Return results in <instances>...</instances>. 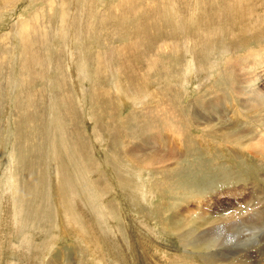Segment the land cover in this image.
<instances>
[{
    "label": "rangeland",
    "instance_id": "1",
    "mask_svg": "<svg viewBox=\"0 0 264 264\" xmlns=\"http://www.w3.org/2000/svg\"><path fill=\"white\" fill-rule=\"evenodd\" d=\"M157 1L0 0V264H264L244 223L180 239L264 210V0Z\"/></svg>",
    "mask_w": 264,
    "mask_h": 264
},
{
    "label": "bare ground",
    "instance_id": "2",
    "mask_svg": "<svg viewBox=\"0 0 264 264\" xmlns=\"http://www.w3.org/2000/svg\"><path fill=\"white\" fill-rule=\"evenodd\" d=\"M11 1V0H10ZM16 1V0H15ZM198 1V0H197ZM201 1V3H200V5H198V7L199 8H197V9H192V10H188L189 11V13H190V16H187V17H185L186 18V20L184 21V24H185V26L187 27V28H189V24H193L194 22H195V24H198L197 26H199V24H200V19L202 20V18H207V22H208V24H209V22H210V18L212 17H210V15L208 14V13H206L207 11V7L208 6H206L205 4H203V2H202V0H200ZM200 1H198V2H200ZM211 1V0H210ZM249 1V0H248ZM4 2H6V1H4ZM128 2H131V3H133V0H119V3L117 4V6H118V21L120 20V18H121V16H123L124 17V19H130L128 16V14L130 13V11H133V10H131V7H130V9H129V7L128 6H126L127 4H128ZM183 2H186V0H183ZM198 2H196V3H198ZM246 2V1H245ZM255 2V1H254ZM219 3V2H218ZM248 3V2H247ZM147 4H148V9L150 10V13L151 12H155L156 10H157V8H159L160 10H161V12H160V14H159V16H158V18H157V20L158 19H161V20H167V19H169V16L171 17V19L173 20V22H174V24H176V25H178L179 23H180V20H179V18H181V12H182V10L180 9L179 10V8L177 7V6H175V7H173L172 8V6L170 5V4H165L164 3V1L163 2H161V6L159 5V2L157 1V0H147ZM192 4H194L195 5V3H192ZM212 4V3H211ZM216 4H217V2H216ZM248 5H250L249 3H248ZM3 6V5H2ZM192 6V5H191ZM190 6V7H191ZM242 6V5H241ZM189 7V6H188ZM193 7V6H192ZM212 7H213V5H212ZM248 7V6H247ZM195 8V7H194ZM188 9V8H187ZM211 9V8H210ZM250 9H251V6H250ZM213 10V9H212ZM219 11V10H218ZM217 11V12H218ZM222 12V11H221ZM251 12V11H250ZM253 13V12H252ZM217 14H219V13H216V15ZM215 15V14H214ZM221 17V16H220ZM216 18V17H215ZM214 18V19H215ZM123 19V20H124ZM122 20V21H123ZM181 21H182V19H181ZM191 21H193V22H191ZM130 23H131V21H130ZM187 23H188V25H187ZM126 24V23H125ZM156 25L158 26V25H160V26H162L161 24H159V23H157L156 22ZM20 26L23 28V31H22V34L24 33V32H27V31H29L30 29H33L34 28V24H22V23H20L19 24V26H17L20 30H22L21 28H20ZM125 26V25H124ZM184 26V27H185ZM175 27V26H174ZM182 27V26H181ZM183 28V27H182ZM184 31V30H183ZM187 31V30H186ZM198 31H200V32H202L199 28H198ZM123 32V31H122ZM183 35H185V34H182V36ZM193 35V34H192ZM194 35H195V33H194ZM199 35H201V34H199ZM197 37H200V36H197ZM25 39L23 38V42H25L24 41ZM29 40V39H28ZM31 40V39H30ZM183 40V39H182ZM181 40V41H182ZM189 42V41H188ZM29 43V42H28ZM185 43V42H184ZM194 43V42H193ZM192 43V44H193ZM205 45V44H204ZM26 46H28V44L26 45ZM130 49H127V50H125V51H121V52H126V51H129ZM120 51V50H119ZM191 51V50H190ZM194 54V53H193ZM193 56V55H192ZM34 57V56H33ZM195 57V56H194ZM193 57V58H194ZM262 57V56H261ZM31 59V58H30ZM28 61V60H27ZM195 61V60H194ZM194 63V62H193ZM193 65V64H192ZM194 65H196V63L194 64ZM190 67V66H189ZM188 67V68H189ZM194 68V67H193ZM224 69V68H223ZM203 70V69H202ZM191 71H194V73H196L195 72V70H193V69H191ZM197 71V70H196ZM198 72V71H197ZM216 84V83H215ZM244 84V83H243ZM163 90V89H162ZM177 90V89H176ZM254 90V89H253ZM168 91V90H167ZM174 91V90H173ZM243 92V91H242ZM121 93V92H120ZM260 94V93H259ZM253 95V94H252ZM121 97V99H124L123 98V95H121L120 96ZM127 98V97H126ZM134 99V98H133ZM132 99V100H133ZM134 101H135V99H134ZM255 101V100H254ZM199 102V101H198ZM189 104V103H188ZM254 104V103H253ZM209 105V104H208ZM251 105H252V103H251ZM198 106V105H197ZM221 106V105H220ZM222 107V106H221ZM196 108V107H195ZM202 108V107H201ZM205 108H208L209 109V107H205ZM224 108V107H223ZM250 108V107H249ZM208 109H206V110H208ZM242 110V109H241ZM158 111V110H157ZM214 111V110H213ZM218 111V110H217ZM246 111V110H245ZM170 112V111H169ZM189 112V111H188ZM188 112H187V114H188ZM199 112V111H198ZM204 112V111H203ZM215 112V111H214ZM239 112V111H238ZM177 113V112H176ZM205 113V112H204ZM208 114V113H207ZM213 114V113H212ZM225 114V113H224ZM180 115V114H179ZM230 115H231V113H230ZM233 115V114H232ZM194 116V115H193ZM219 116H221V115H219ZM258 116V115H257ZM177 117V116H176ZM191 117V116H190ZM223 117V116H222ZM159 118H157V120H158ZM190 119V118H189ZM195 119V118H194ZM209 121V120H208ZM241 121V120H240ZM262 123V122H261ZM160 124V123H159ZM251 124V123H250ZM182 125V124H181ZM180 125V126H181ZM222 125V124H221ZM249 126V125H248ZM141 127V126H140ZM222 128V127H221ZM180 129V128H179ZM211 129V128H210ZM218 129V128H217ZM230 129V128H229ZM187 130V129H186ZM222 130V129H221ZM245 130V129H244ZM243 131V130H242ZM183 132V131H182ZM219 132V131H218ZM172 133V132H171ZM187 133V132H186ZM208 133H212V131H210V132H208L207 131V134ZM213 133H215V132H213ZM247 133V132H246ZM245 133V131H243V134H246ZM253 133V132H252ZM180 134V133H179ZM215 134H217V135H220V137L222 136V139L224 138V139H226V140H223V141H225V142H227V141H229V142H233V144H237V145H239V146H241V145H245V143L243 142L244 140H246L245 138H247V137H245V135H243V134H237L239 137H237L236 135H235V131H233V128H232V130L230 129V130H225L224 129V131H222L221 133H215ZM248 135L250 134V133H247ZM259 134V133H258ZM187 136H188V134H186ZM209 135V134H208ZM214 135V134H213ZM257 135V134H256ZM186 136V137H187ZM247 136V135H246ZM180 137H183V135H181L180 134ZM250 137V136H249ZM252 137V136H251ZM254 137V136H253ZM256 137V136H255ZM262 137V136H261ZM170 138V137H169ZM179 138V137H178ZM217 138V137H216ZM219 138V137H218ZM217 138V139H218ZM264 138V137H263ZM182 140H183V138H181ZM190 139V138H189ZM189 139H187V140H189ZM254 139V138H253ZM255 139H257V138H255ZM261 139V138H260ZM264 139H261L260 141H263ZM258 141H259V139H258ZM257 141V142H258ZM188 142V141H187ZM251 142V141H250ZM255 142V141H254ZM253 143V142H252ZM251 143V144H252ZM187 144V143H186ZM250 144V143H249ZM254 144V143H253ZM202 145V144H201ZM225 145V144H224ZM189 146H191L190 144H189ZM255 146L257 147V149L256 150H258V147H263L264 146V143L263 142H260V143H257V144H255ZM187 147H188V145H187ZM191 147H193V146H191ZM242 147V146H241ZM193 149V148H192ZM191 149V150H192ZM230 149V148H229ZM261 151V150H260ZM255 152V151H254ZM256 154H257V152H255ZM191 154V153H190ZM256 154H255V156H256ZM195 155V154H194ZM202 155V154H201ZM212 156V155H211ZM200 158V157H199ZM264 158V157H263ZM201 159V158H200ZM218 161V160H217ZM194 162H196V161H194ZM215 162V161H214ZM213 162V163H214ZM202 164V163H201ZM193 165V164H192ZM177 167V166H176ZM166 172V171H165ZM242 172V171H241ZM166 174H168V173H166ZM240 176H242V175H240ZM168 177V176H167ZM170 178V177H169ZM251 198H253L252 196H251ZM260 198V197H259ZM72 200V199H71ZM252 201V200H251ZM262 201V200H261ZM257 205V206H256ZM256 207H258V206H263L264 207V205L262 204V205H259L258 203H256ZM251 206V205H250ZM252 207H253V205H252ZM261 208V207H260ZM259 208V209H260ZM254 209H257V208H254ZM262 209V208H261ZM264 209V208H263ZM196 211V210H195ZM250 212V211H249ZM248 212H246V214H247ZM194 214V213H193ZM218 215V214H217ZM220 215V214H219ZM207 216V215H206ZM208 216H209V218H208ZM207 216V218H205V219H207V221L206 222H203L202 223V225H206V224H211V228L212 229H210V230H206V232L204 233V235H201V237L199 238L198 237V233L196 234V231H198L197 229H198V227L199 226H197L196 228H191V229H188V230H186V231H183V232H181V233H179V235L181 234V237H180V239H181V241H182V243H183V245H185L186 247H188V248H195V249H197V248H200V249H205V250H203V251H206V250H211L212 248H216L215 246H218L219 245V243H221V244H224V243H226L227 241H229V239H231L230 237L233 235L232 233H230V231H235L234 229H236V227H237V229L239 228V226L241 227V223L243 224H245V225H249L250 227L252 226L253 227V229L252 230H254L255 232L258 230V229H263L264 230V210L261 212V211H256L255 210V212L254 213H252V215H249L248 214V216L247 217H244L243 219L244 220H242V221H239L238 223L239 224H231V223H226L227 221H226V219H224V222H222V221H220V219H216V217L215 218H212V217H210V215H208ZM212 216V215H211ZM214 216H216V215H214ZM245 216V215H244ZM217 217H219V216H217ZM233 218H231V220H232ZM185 220V219H184ZM186 220H188V218L186 219ZM220 222H219V221ZM231 220H229L228 219V221L230 222ZM226 221V222H225ZM233 221V220H232ZM238 221V220H237ZM226 223V224H225ZM198 224V223H197ZM199 224H201V223H199ZM198 224V225H199ZM186 225H188L187 223H186ZM72 231V230H71ZM72 232H74V231H72ZM199 232H200V230H199ZM67 233V232H66ZM252 233V232H251ZM251 233H249V234H251ZM65 234V233H64ZM88 234V233H87ZM230 234H232V235H230ZM75 235V234H74ZM89 235V234H88ZM200 235V234H199ZM90 236V235H89ZM88 236V237H89ZM95 239V238H94ZM239 240V239H238ZM234 242V241H233ZM89 243V242H88ZM229 243V242H228ZM231 243V242H230ZM234 244V243H233ZM243 245H245V244H243ZM242 245V246H243ZM54 246V245H53ZM241 245H240V247H242ZM247 246V245H246ZM222 248V247H221ZM72 249V248H71ZM75 249V248H74ZM218 249H219V247H218ZM61 250V249H60ZM69 251V250H68ZM226 251H228V250H226ZM263 251H264V248H263ZM216 252V251H215ZM214 254V253H213ZM210 255V257L211 258H213L214 256H215V254L214 255ZM204 256V255H203ZM67 260V259H66ZM177 260V259H176ZM53 263H54V261H53ZM80 263V262H79ZM79 263H77V264H79ZM171 263V262H170ZM52 264V263H51ZM69 264V263H68ZM72 264V263H71Z\"/></svg>",
    "mask_w": 264,
    "mask_h": 264
}]
</instances>
